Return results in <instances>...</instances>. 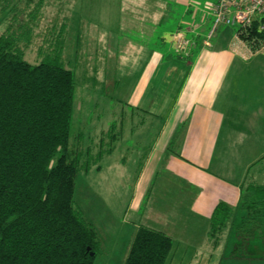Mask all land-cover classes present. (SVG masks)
<instances>
[{
	"label": "crops",
	"instance_id": "1",
	"mask_svg": "<svg viewBox=\"0 0 264 264\" xmlns=\"http://www.w3.org/2000/svg\"><path fill=\"white\" fill-rule=\"evenodd\" d=\"M77 1L68 0L67 21H90L85 16L91 19V1L84 0L83 15L76 13ZM126 1L121 10L127 20L115 21L126 34L114 40V70L133 74L134 84L118 100L120 111L116 109L111 124L96 125L93 139L70 145L93 156L76 176L74 202L79 200L86 221L98 233L94 264H125L141 226L179 240L170 259L178 249L184 258L211 251L210 264L212 251L218 252L225 240L226 246L236 224L250 216L241 206L248 187L264 186V48L251 54L232 26H221L207 40L211 19L203 8L192 9L188 0ZM172 2L187 5L188 21L158 34L155 27L164 24ZM105 12V5L97 8L100 18L106 19ZM180 29L195 37L189 55L173 45L172 35ZM106 86L118 94L124 90L114 76ZM124 107L131 115H125ZM143 128L137 138L150 139L147 145L134 142L135 130ZM117 151L120 156L115 157ZM220 203L231 209L232 222L214 244L212 216ZM247 235L239 236L251 255L246 241L253 232Z\"/></svg>",
	"mask_w": 264,
	"mask_h": 264
},
{
	"label": "trees",
	"instance_id": "2",
	"mask_svg": "<svg viewBox=\"0 0 264 264\" xmlns=\"http://www.w3.org/2000/svg\"><path fill=\"white\" fill-rule=\"evenodd\" d=\"M0 8L7 9L1 0ZM257 27L244 38H264ZM30 36L23 27L0 35V264H94L98 233L74 202L76 176L85 167L70 148L76 76L60 48L29 63L19 43ZM241 206L250 210L242 232L264 216V186L251 184ZM230 211L217 205L211 237ZM173 248L170 236L141 226L125 264H166Z\"/></svg>",
	"mask_w": 264,
	"mask_h": 264
},
{
	"label": "rangeland",
	"instance_id": "3",
	"mask_svg": "<svg viewBox=\"0 0 264 264\" xmlns=\"http://www.w3.org/2000/svg\"><path fill=\"white\" fill-rule=\"evenodd\" d=\"M90 1L91 3L88 2L87 10L91 19L87 15L85 16V19L90 21H67L68 0H1L3 7L7 6V9L2 12V8H0V35L10 30L20 33L22 27L24 30L30 29V41H20L19 43L24 50V58L29 63L32 65L39 64L48 55L55 54L60 48L62 50V62L75 73L77 87L70 136V145L72 146L77 145L84 138L88 139L90 137L93 139V134L98 133L95 131L96 125L100 128L102 124L105 126L111 124L116 115V109L120 111L121 105L118 100L125 96L127 89L131 91L134 84L133 74L126 77L124 73L121 75L119 71L117 73L114 70L116 63H118V59L113 57L115 55L113 54L115 52L113 47L114 40L126 34L125 28L118 26L115 21L127 20L128 15L121 10V8L125 9L127 7V1ZM188 1L191 5L190 7L195 9L203 8L206 0ZM170 4L166 21L163 25L155 27V31L158 34L166 30L175 29L178 21H188L187 18L184 19L187 5L173 2ZM83 5L85 8L84 0H81L80 3L77 1L76 13L79 12L83 15ZM104 5L106 6V19L100 18L97 14V8L100 7L102 9ZM101 15H103L102 10ZM99 19L107 21L110 19L112 22L110 25H103L98 21ZM224 27L222 26V28ZM131 33L132 31H128V34ZM137 36L135 31L134 39ZM190 38L195 37L190 35ZM154 40L156 39H152V43ZM111 76H114V79L120 78L122 80L124 90L121 94L106 86L107 78ZM124 110L125 115H131L130 109L124 107ZM143 130L144 128L135 130L134 142L137 140L141 144L147 145L150 139L137 138ZM121 146L126 148L128 139L124 140ZM78 151H73V159H76V156L80 154V164L86 165V162H90L93 157L90 152L79 153ZM118 156L120 155L117 151L115 157ZM79 176L81 177V174ZM79 187L80 183H78V189ZM75 204L81 210L79 200ZM244 220L242 219L241 222L245 223ZM234 221H237L235 216ZM260 221L251 229L253 232L252 239L246 241L249 242L250 248H248V245L247 248L251 255L249 252L246 253L242 239L243 236L249 237L246 232H250L251 226L245 224L246 227L242 228L241 232V222L239 221V224H236L237 226L233 229L234 232L229 235V242L226 246L227 230H225L223 238L225 243L221 240L224 244H220L219 247L221 245L222 247L219 251H215V253L212 251L210 264H264V257L259 259L260 256H264V220ZM231 222L232 215L228 217L224 227ZM239 235H242V237ZM220 236H222V233L215 234V238L212 237L214 244L220 240ZM174 242H176L175 244L178 247L179 240L177 241L176 238ZM238 243L241 245L236 248ZM255 245L261 246V251ZM198 253L197 258L192 257V254L184 258L182 257L184 256L183 251L178 249L166 264H209L207 261L211 251H208V254L206 251ZM203 253L205 255L202 256L201 254ZM237 256L242 258H236ZM246 256H250L252 259L247 260Z\"/></svg>",
	"mask_w": 264,
	"mask_h": 264
},
{
	"label": "built area",
	"instance_id": "4",
	"mask_svg": "<svg viewBox=\"0 0 264 264\" xmlns=\"http://www.w3.org/2000/svg\"><path fill=\"white\" fill-rule=\"evenodd\" d=\"M203 13L211 19V27L207 33V40L211 39L221 26L237 27L236 39L244 42L251 54L264 48V38H244L258 22L257 31L264 32V0H206ZM175 49L189 55L194 41L187 37L185 30L180 29L172 35ZM209 44V42H207Z\"/></svg>",
	"mask_w": 264,
	"mask_h": 264
},
{
	"label": "water",
	"instance_id": "5",
	"mask_svg": "<svg viewBox=\"0 0 264 264\" xmlns=\"http://www.w3.org/2000/svg\"><path fill=\"white\" fill-rule=\"evenodd\" d=\"M92 255L94 254V253H91Z\"/></svg>",
	"mask_w": 264,
	"mask_h": 264
}]
</instances>
